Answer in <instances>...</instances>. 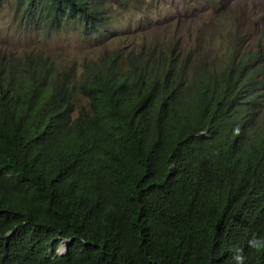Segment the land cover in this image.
<instances>
[{"label": "trees", "instance_id": "trees-1", "mask_svg": "<svg viewBox=\"0 0 264 264\" xmlns=\"http://www.w3.org/2000/svg\"><path fill=\"white\" fill-rule=\"evenodd\" d=\"M15 4L44 34L106 28L105 0ZM227 35L212 60L171 36L81 70L0 44V264H235L232 196L264 165V45Z\"/></svg>", "mask_w": 264, "mask_h": 264}, {"label": "rangeland", "instance_id": "rangeland-1", "mask_svg": "<svg viewBox=\"0 0 264 264\" xmlns=\"http://www.w3.org/2000/svg\"><path fill=\"white\" fill-rule=\"evenodd\" d=\"M105 2V31L86 36L76 21L51 34L42 33V27H24L11 15L15 0H0V44L18 52L42 49L78 70L84 60L101 58L117 44L148 47L168 43L171 36L186 49H195L197 58L207 60L225 53V46L233 43L230 32L242 37L239 53L252 49L254 43L264 45V33L259 32L264 29V0H131L127 6L116 0Z\"/></svg>", "mask_w": 264, "mask_h": 264}, {"label": "clouds", "instance_id": "clouds-1", "mask_svg": "<svg viewBox=\"0 0 264 264\" xmlns=\"http://www.w3.org/2000/svg\"><path fill=\"white\" fill-rule=\"evenodd\" d=\"M75 103L77 106L84 103L78 93ZM257 110L259 112L260 108ZM199 134L210 137L207 130H202ZM174 167L175 164L172 162L167 166L168 169ZM232 201L235 207L234 223L225 233L228 235L227 248L232 253V259L235 264H264V165L260 166L253 176L248 193L239 199L233 195ZM69 242L70 239L62 240L55 254H63ZM60 247H63L61 252H59Z\"/></svg>", "mask_w": 264, "mask_h": 264}]
</instances>
